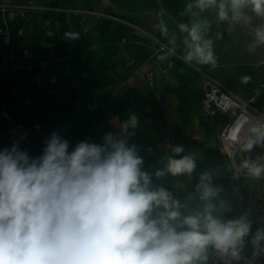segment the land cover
Masks as SVG:
<instances>
[{
  "label": "clouds",
  "instance_id": "obj_1",
  "mask_svg": "<svg viewBox=\"0 0 264 264\" xmlns=\"http://www.w3.org/2000/svg\"><path fill=\"white\" fill-rule=\"evenodd\" d=\"M215 4L216 0H196L195 7L203 11ZM230 5L233 19L247 5L264 14V0H230ZM187 7L191 11L193 5ZM218 17L228 19L223 0ZM207 27V21L179 25L188 34L183 41L186 61L215 65L212 41L204 38ZM160 28L167 35L162 21ZM67 35L77 39L79 34ZM255 35L253 48L264 44V27ZM170 43L175 44L174 36ZM137 124L133 115L121 125L119 137L109 133L102 145L80 142L72 151L55 132L39 157L31 158L16 145L0 151V264H194L206 259L202 254L208 245L240 259L242 238L250 228L246 217L223 221L212 215L214 205L209 203L202 216L183 220L189 230L177 232L169 224L180 215L169 210L178 203L170 204L164 189L149 190V174L141 171L143 161L135 146H127L124 133ZM252 146L253 142L246 145ZM182 151L174 148L177 154ZM244 166L254 176L264 171L255 164ZM194 168L191 156L168 158L167 171L173 175ZM215 195V189L205 186L202 199ZM161 205L166 213L150 219L154 206ZM261 240L264 231H257L252 243L259 245Z\"/></svg>",
  "mask_w": 264,
  "mask_h": 264
},
{
  "label": "crops",
  "instance_id": "obj_2",
  "mask_svg": "<svg viewBox=\"0 0 264 264\" xmlns=\"http://www.w3.org/2000/svg\"><path fill=\"white\" fill-rule=\"evenodd\" d=\"M0 1L25 4L32 0ZM223 2L228 10V19L223 21L218 17L221 0H216L215 5L209 6L203 11L195 7L196 0H163L161 6L164 13L170 16L166 19L169 21V26L178 27L180 24H186L191 27L193 22H208L204 38L212 41L216 63L215 65H199L205 68L206 74L264 112V44H256L254 48L251 47L256 43V30L264 27V20L253 11L251 5L241 8V14L233 19L235 14L231 10L230 0H223ZM189 4L193 5L191 11L187 7ZM262 17L264 19V15ZM17 18L19 16L12 17L9 14H0V123L3 128L2 135L0 134L2 142L0 151L9 149L4 135L16 123L24 126L39 124L45 128L48 139L53 132L57 133L62 139L69 142V151L74 150L80 142L102 145L104 136L109 133L119 137L121 135V121L124 123L135 115L134 112L136 111L135 105L127 99L129 94L125 96L124 99L127 102L123 105L118 102L122 100V94L113 91L115 83H121L120 76L116 78V69H118L120 61L105 60L97 57V55L95 57L87 54L72 56L65 59L66 68L62 69L65 71L63 74L55 68L54 64L58 63H52L49 56H45L47 47L44 44H38L35 41L31 43L28 39L24 40L29 27L34 25L37 17H31L26 23L21 20L17 21ZM19 29L25 30L24 39L19 37L17 33ZM173 33L178 40L175 43L176 46L173 44V47H179L177 48L179 50H174L185 56L187 49L183 41L188 34L181 32L180 28ZM23 46L29 48L34 55V60L29 64L30 67H25L21 62L20 49ZM32 48L41 54L40 61H38L39 59L35 56ZM162 54H158L157 58ZM164 55L165 58L171 59L168 53ZM152 56L145 60L148 65L156 60ZM3 58H6L7 61H3ZM176 63L184 65V63L174 62L164 72L155 74L152 88H154L158 77L164 80L160 83L162 87L167 86L169 88L172 84L170 82L186 85L185 75L187 72L184 69L178 75H173ZM142 64L138 63L139 66ZM135 68H137L136 72L138 73L137 65ZM54 77L57 78L56 84L54 81L49 82ZM200 77L201 79L193 76L192 85L194 93L199 97V105L204 111L202 107L203 79L201 75ZM195 103H197L195 100L178 101L176 107H192L197 105ZM151 106L153 111L145 116V121H138L135 129L129 128L124 133V136L127 137V146H135L137 155L143 161L141 171L150 173V175L153 171H163L166 174L156 178L151 176L149 190L164 189L167 191L171 196L169 203L172 204L173 201L178 203V207L169 210H176L180 214L176 220H169V224L177 232L189 230L188 226L182 223L183 220L197 215L202 216L207 204L214 205L217 203L219 206H230L231 195L224 194L222 199L210 197L208 201L202 199V189L204 188L197 179L202 169L210 170L209 184L211 186L208 185V187L213 189L214 186L218 185L220 190L230 191L229 175L231 169L219 144V135L227 123V118L220 114H209L204 111L210 117L205 120L203 131L198 132L185 130V123L178 124L181 129L179 136L168 134L156 141V143H161L166 138L171 140L172 150L170 155H167L160 146H153L155 142H150L153 137L151 134L152 125L156 123L154 119L159 121L155 108L162 106V102L159 99H152ZM169 113V110L161 111L162 122L169 116ZM129 133H134V135H129ZM246 145L238 154L239 161L243 165L247 162L249 165L255 164L264 169V129L256 136L251 149H248ZM177 146L183 148V151L179 153L180 159L196 154V157L203 158L204 156L205 159L203 158L201 162L194 161L195 168L191 173L173 175L167 171V165L168 158L174 159L177 155L174 152V148ZM45 147L46 144L38 143L34 148H28L25 151L31 158H36L42 155ZM154 155L160 160L159 164H153ZM207 158L212 161L214 159L220 161L209 163ZM243 170L245 177L240 182L247 190L246 200L248 197L250 200L252 199L253 192L255 195L262 194L264 196V171L261 172L260 176H254L248 167L244 166ZM222 180L224 181L221 182ZM197 183H200L201 186L197 187ZM172 184H177L180 187L179 190L167 188ZM225 196L228 199L224 198ZM157 210L159 214L150 219H158L167 211L163 205L159 206ZM217 211L214 206L212 215L215 216ZM263 215L264 209L261 211V218ZM254 222L256 225L260 223L255 220ZM249 231H264V226L249 228ZM252 240L253 238H245L241 248L244 254V264H254L257 259L258 255ZM259 244L264 246V240H261ZM204 255L206 264H210L211 251L208 246Z\"/></svg>",
  "mask_w": 264,
  "mask_h": 264
},
{
  "label": "rangeland",
  "instance_id": "obj_3",
  "mask_svg": "<svg viewBox=\"0 0 264 264\" xmlns=\"http://www.w3.org/2000/svg\"><path fill=\"white\" fill-rule=\"evenodd\" d=\"M163 0H32L29 3L17 4V5H27L31 4L33 7L30 10H26L23 16H19L17 21H23L26 23L31 17H37L33 26L29 27L26 38L23 36L25 30H18L19 37H23L24 40L28 39L31 43L33 41L38 44H44L46 49V55L54 64L56 70L59 72L66 68L65 59L72 56H81L82 54H87L90 56L97 55V57L103 58L105 60H119V66L116 72V78L120 76L121 83H115L113 91L120 92L122 94V100L119 103L125 105L127 102L125 96L129 94L127 98L136 107L134 112L137 117V121H145V116H147L151 111H153L151 106L152 99H159L162 102V106L155 108L157 111L159 121L155 120V125H152L153 137L150 142H155L154 147L160 145L157 142L165 135L179 136L181 129L178 124H186L185 130L187 131H203L205 120L209 118L202 108L200 107L199 97L194 93L192 85V77L196 76L201 79L200 75L202 73H207L205 68L199 65L196 61H191L192 66L185 64L181 65L176 63L174 68V76L178 75L182 69L187 72L185 75L186 85H178L174 82L169 88L167 86H160L163 79L158 77L154 88H152L153 80L155 79V74H160L165 71L166 68H170L174 62H183L176 60L171 57V59L165 58L163 52L160 50L161 45H167L171 49L179 50L173 47L170 43L174 33L173 31L179 30L178 27L173 25L169 26V21L166 19V13L162 10ZM7 4H13L8 3ZM33 12V13H28ZM264 15V14H263ZM262 15V16H263ZM261 17L262 20L263 17ZM13 17V16H12ZM15 17V16H14ZM14 20V18H12ZM161 21L163 25L167 28V35L161 32ZM68 33H77V39H71L67 35ZM180 40V39H179ZM175 38V43L177 42ZM176 46V44H175ZM35 56L38 61L41 60L42 56L36 50H34ZM181 51V50H180ZM179 51V52H180ZM182 52V51H181ZM162 54L160 57L164 59H158L157 55ZM184 54V53H183ZM156 55V56H152ZM156 58L149 65L145 62L147 57ZM151 60V59H150ZM3 61H7L3 58ZM138 63H143L141 66ZM138 67V73L136 72ZM147 75L152 76V84H149L147 80ZM118 80V79H117ZM52 81L57 82V78L54 77ZM164 81V80H163ZM159 83V86H158ZM182 87V88H180ZM184 87V88H183ZM184 100H195L197 105L192 107H176L178 101ZM164 103V104H163ZM164 105V108H163ZM169 110V116L166 117L163 122L161 121V111ZM164 123V126H162ZM123 122L121 121V125ZM3 128L0 123V134L2 135ZM162 140V139H161ZM0 138V146H1ZM165 152V151H164ZM165 154L170 155L165 152ZM197 155V154H196ZM192 155L194 161L201 162L204 158L196 157ZM180 155H175L174 159H180ZM221 158V157H220ZM205 159V158H204ZM210 163L212 160L207 158ZM215 163L220 161L219 159L213 160ZM212 161V162H213ZM160 160L153 156V164H159ZM166 174L162 175L165 176ZM210 170L202 169L200 175L198 176V181L202 183L203 188L210 185ZM157 176L156 172L149 177L151 179ZM207 176V179L203 177ZM222 180L221 182H223ZM197 187L200 183H197ZM211 186V185H210ZM171 190H179L177 184H172L167 187ZM202 189V195H204L205 190ZM216 190V195L213 197H218L220 199L225 195H231L230 206H219L214 203L215 208H217V214L214 217H219L223 221L237 220L241 217H246L247 221L250 222V228L257 226H264V215L260 220L258 225L255 224V217L251 213L249 206L254 198L257 196L255 192L252 199L239 201L237 198L229 191L220 190V186H214ZM194 196V194H193ZM228 199L226 196L224 197ZM209 200V199H208ZM207 200V201H208ZM211 200V199H210ZM159 207L153 208L150 218H154L158 215ZM256 221V220H255ZM203 256L205 257L204 253ZM196 264H206V259L196 260Z\"/></svg>",
  "mask_w": 264,
  "mask_h": 264
},
{
  "label": "built area",
  "instance_id": "obj_4",
  "mask_svg": "<svg viewBox=\"0 0 264 264\" xmlns=\"http://www.w3.org/2000/svg\"><path fill=\"white\" fill-rule=\"evenodd\" d=\"M31 4L17 5L7 4L0 1V14H9L10 16H23L26 10L32 9ZM160 50L168 53L172 58L192 66L191 62L184 59V55L169 48L167 45H161ZM172 50L171 53L169 50ZM21 62L25 67H30L34 60L32 51L23 46L20 49ZM193 67V66H192ZM203 79V110L209 114H220L227 118V123L219 135V144L221 152L227 157L230 165L229 180L231 181L230 192L239 200L245 201L248 193L240 180L245 177L244 165L239 161L238 154L241 149L253 142L256 136L264 129V112L256 108L249 101H246L231 90L226 88L216 79L206 73L201 74ZM149 84H152V76L147 75ZM50 80L49 82H51ZM9 149L16 145L19 150L25 151L28 148H34L36 144H45L48 140L45 128L39 124L24 126L16 123L4 135ZM165 152L170 153L172 142L169 138L164 139L159 145ZM249 209L255 220L260 222L261 211L264 209V196L258 194L251 202ZM257 231H249L243 238H254ZM211 251L210 264H244V254L240 248V259L236 260L230 252L227 255L220 254L213 245H208ZM238 247H240L238 245ZM257 259L254 264H264V246L255 245Z\"/></svg>",
  "mask_w": 264,
  "mask_h": 264
},
{
  "label": "bare ground",
  "instance_id": "obj_5",
  "mask_svg": "<svg viewBox=\"0 0 264 264\" xmlns=\"http://www.w3.org/2000/svg\"><path fill=\"white\" fill-rule=\"evenodd\" d=\"M261 15H263V14H261Z\"/></svg>",
  "mask_w": 264,
  "mask_h": 264
}]
</instances>
